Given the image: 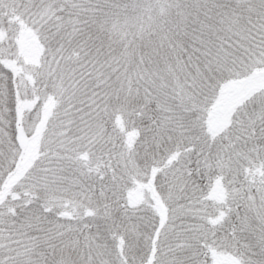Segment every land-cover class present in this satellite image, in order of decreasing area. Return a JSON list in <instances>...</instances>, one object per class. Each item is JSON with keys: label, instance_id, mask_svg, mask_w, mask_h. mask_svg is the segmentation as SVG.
<instances>
[{"label": "snow or ice", "instance_id": "obj_1", "mask_svg": "<svg viewBox=\"0 0 264 264\" xmlns=\"http://www.w3.org/2000/svg\"><path fill=\"white\" fill-rule=\"evenodd\" d=\"M0 264H264V0H0Z\"/></svg>", "mask_w": 264, "mask_h": 264}]
</instances>
